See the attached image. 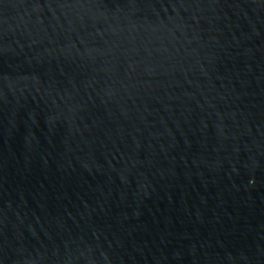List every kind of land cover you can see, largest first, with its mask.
<instances>
[{
    "label": "water",
    "instance_id": "95a60500",
    "mask_svg": "<svg viewBox=\"0 0 264 264\" xmlns=\"http://www.w3.org/2000/svg\"><path fill=\"white\" fill-rule=\"evenodd\" d=\"M0 264H264V0H0Z\"/></svg>",
    "mask_w": 264,
    "mask_h": 264
}]
</instances>
